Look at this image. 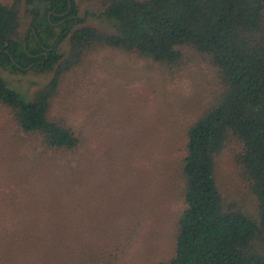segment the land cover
Listing matches in <instances>:
<instances>
[{
	"label": "trees",
	"instance_id": "1",
	"mask_svg": "<svg viewBox=\"0 0 264 264\" xmlns=\"http://www.w3.org/2000/svg\"><path fill=\"white\" fill-rule=\"evenodd\" d=\"M102 2V14H87L111 24L113 34L78 27L85 18L78 16L77 0H10L8 4L0 0V70L53 75L33 100L11 88L0 75V104L22 133L41 139L45 152L75 156L85 146L83 135L50 115L63 80L90 52L110 48L166 73L183 66L186 49L207 58L219 85L211 104L184 129L178 186L183 209L173 228L174 254L155 264H264V0ZM67 40L69 52L61 53L60 46ZM169 131H158L157 140ZM232 145L239 149L234 155L255 198L253 213L227 208L217 183L216 159ZM61 186L65 188L61 202L72 211L74 191ZM54 193L51 200L60 195ZM53 203L56 207L47 215L42 207L41 214L34 207L24 214L29 225L26 245L31 251L41 243V264L47 260L52 264H102L116 256L120 241L127 239L118 234L126 233L129 226L127 208L125 216L117 210L107 211L113 220L126 219L123 225L107 223L99 218L107 210L104 203L97 206L90 200L83 206V222L97 219L100 225L76 227L71 213H63L57 208L60 203ZM13 204L14 200L8 202L11 210ZM11 220L14 217L5 222ZM85 225L94 242L87 240L88 244L78 247L65 242L83 232ZM115 236L116 244L109 249L107 241Z\"/></svg>",
	"mask_w": 264,
	"mask_h": 264
},
{
	"label": "rangeland",
	"instance_id": "2",
	"mask_svg": "<svg viewBox=\"0 0 264 264\" xmlns=\"http://www.w3.org/2000/svg\"><path fill=\"white\" fill-rule=\"evenodd\" d=\"M77 3L78 16L85 18L78 27L115 32L111 24L88 15L104 12L102 0ZM69 49L68 40L60 46L61 53L68 54ZM0 75L28 100L53 77L1 70ZM218 85L210 61L190 49L184 50V64L173 73L120 51L96 49L63 80L50 115L85 139L82 151L67 157L45 152L41 139L22 133L0 104V264H41V243L31 251L26 245L29 225L24 214L33 207L41 214L42 207L47 215L56 207L53 201L60 203L57 208L63 213H71L76 227L100 225L97 219L83 222V206L90 200L97 206L104 203L107 210L99 218L107 223L123 225L126 219L113 220L107 211L117 210L123 216L127 208L129 226L126 233H118L127 239L120 241L116 256L102 264H155L170 258L174 224L183 209L178 186L184 129L211 104ZM168 129L158 141V131ZM238 152L232 145L216 159V179L227 208L253 213L256 202L234 155ZM62 184L74 191L72 211L61 202ZM55 191L60 195L51 200ZM7 217L14 220L5 222ZM86 225L65 242L72 247L94 242ZM115 244L116 236L107 241L109 249Z\"/></svg>",
	"mask_w": 264,
	"mask_h": 264
},
{
	"label": "water",
	"instance_id": "3",
	"mask_svg": "<svg viewBox=\"0 0 264 264\" xmlns=\"http://www.w3.org/2000/svg\"><path fill=\"white\" fill-rule=\"evenodd\" d=\"M70 9H71V4H69V11H70ZM69 11H68V13H69ZM75 25H77V21H76ZM56 46H57V45H55L50 51H53V50L56 48ZM46 53H47V51H46ZM46 53H45V54H46Z\"/></svg>",
	"mask_w": 264,
	"mask_h": 264
}]
</instances>
